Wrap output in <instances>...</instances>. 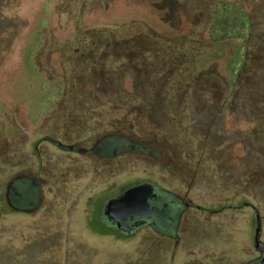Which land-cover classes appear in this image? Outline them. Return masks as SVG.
Instances as JSON below:
<instances>
[{
	"label": "rangeland",
	"instance_id": "obj_1",
	"mask_svg": "<svg viewBox=\"0 0 264 264\" xmlns=\"http://www.w3.org/2000/svg\"><path fill=\"white\" fill-rule=\"evenodd\" d=\"M134 107L160 128L150 153L34 147L67 115L70 140L85 148L129 134ZM23 177L39 182L31 205L7 197ZM136 177L209 209L248 201L264 240V0H0V264L248 258L244 205L109 231L98 214L105 189Z\"/></svg>",
	"mask_w": 264,
	"mask_h": 264
},
{
	"label": "flooded vegetation",
	"instance_id": "obj_2",
	"mask_svg": "<svg viewBox=\"0 0 264 264\" xmlns=\"http://www.w3.org/2000/svg\"><path fill=\"white\" fill-rule=\"evenodd\" d=\"M160 6V5H157ZM161 7V6H160ZM172 11V10H171ZM137 34V33H136ZM135 36L139 37V34ZM121 34H119V37ZM152 35V33L148 34ZM150 37V36H148ZM150 72V67L146 69ZM129 113L125 116L123 121H125L128 126L129 134L123 133H106L96 139L94 143L89 145L90 148H85L80 146L78 143L71 141V126L74 122L71 120L70 116L67 115L65 119L60 124V131L55 136L42 135L39 137L34 147H38L40 141H47L53 147L59 150L69 152V153H81L88 154V152H93L99 156H114L121 158V155L129 151H139L150 153L154 149L153 147V132L158 131L160 128L154 127L151 123L150 118L146 115L145 111L141 108L134 107L131 108ZM143 135H137V133ZM140 136H144V139H140ZM14 184V182L12 183ZM39 182L33 179H27L26 177L19 178L16 185L10 187L7 197L11 199L12 202L23 204H32L31 199L33 198V186L37 188ZM150 184L153 188L154 195L148 198V204L150 207V214L148 216H142L138 212L131 213L125 216L121 221L125 223L128 227L127 229H120L117 227V223L107 212V204L109 200L119 198L124 194L126 190L133 186ZM115 182L110 184L105 190L108 193L104 196L101 205L98 208V214L103 225L109 230L116 232L118 235H133L139 228L143 226H161L165 229L174 227L175 220L178 219L185 211L188 209H194L201 213H218L226 209L227 207L236 208L239 206H249L253 211V230L249 235V245L250 251H247V259L241 261L240 264H264V250L257 248L254 243L255 229L259 226L258 239L263 243L264 240L261 238V219L257 208L248 201H241L239 204L236 203H223L219 207H214L209 209L204 205L193 202L189 199H183L179 197L176 193L171 192L165 187H158L156 183L147 177H136L131 180L122 181L120 185ZM105 191V192H106ZM176 242V240H175ZM189 264V263H186ZM201 264V262L199 263ZM220 264H232L229 262H222Z\"/></svg>",
	"mask_w": 264,
	"mask_h": 264
},
{
	"label": "water",
	"instance_id": "obj_3",
	"mask_svg": "<svg viewBox=\"0 0 264 264\" xmlns=\"http://www.w3.org/2000/svg\"><path fill=\"white\" fill-rule=\"evenodd\" d=\"M153 195V188L150 184L133 186L126 190L119 198L109 200L107 212L117 223L118 228L127 229L128 227L121 219L135 212H138L142 216H148L150 214L148 198ZM258 233L259 226L255 229V246L264 250V243L258 239Z\"/></svg>",
	"mask_w": 264,
	"mask_h": 264
}]
</instances>
